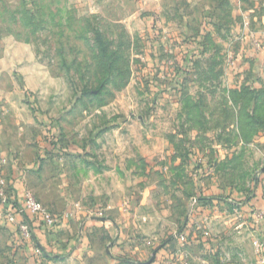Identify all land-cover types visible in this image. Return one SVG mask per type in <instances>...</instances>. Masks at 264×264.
Instances as JSON below:
<instances>
[{"label":"rangeland","instance_id":"1","mask_svg":"<svg viewBox=\"0 0 264 264\" xmlns=\"http://www.w3.org/2000/svg\"><path fill=\"white\" fill-rule=\"evenodd\" d=\"M4 159L0 264H264V0H0Z\"/></svg>","mask_w":264,"mask_h":264},{"label":"built area","instance_id":"2","mask_svg":"<svg viewBox=\"0 0 264 264\" xmlns=\"http://www.w3.org/2000/svg\"><path fill=\"white\" fill-rule=\"evenodd\" d=\"M0 163L3 166L7 165L5 159ZM8 187L9 182L0 175V223L18 224L24 238L34 241L38 248L43 249L36 238L34 226L27 220L26 215L32 217L35 223L41 224L46 231L56 227L58 220L32 193H25L23 202H20L15 196L9 195Z\"/></svg>","mask_w":264,"mask_h":264},{"label":"crops","instance_id":"3","mask_svg":"<svg viewBox=\"0 0 264 264\" xmlns=\"http://www.w3.org/2000/svg\"><path fill=\"white\" fill-rule=\"evenodd\" d=\"M14 177H16V175L14 176ZM16 182H19V181H16ZM20 188H22L21 187V185H19V184H15V191L17 192V196L18 197H16V199H18V201H20V202H23V200H24V197H25V193H24V191L23 190H21ZM260 203L261 204H263L264 205V201L263 200H260ZM46 208H48L51 212H52V210L48 207V206H46ZM37 224H35V226H34V232H35V235H36V238H37V240L39 241V238L42 240V243H45V245H48V242H49V238L48 237H51L50 235H46V231L44 232L43 231V229L41 230L40 228H37ZM58 226V225H57ZM56 226V227H57ZM66 227V226H65ZM55 228V227H54ZM53 228V229H54ZM52 229V230H53ZM58 229V228H57ZM51 230V231H52ZM40 242V241H39ZM41 244V243H40ZM44 245V246H45ZM42 246V245H41ZM49 247H51V246H49ZM83 247V249L85 248L86 249V245H85V243H84V245L82 246Z\"/></svg>","mask_w":264,"mask_h":264},{"label":"trees","instance_id":"4","mask_svg":"<svg viewBox=\"0 0 264 264\" xmlns=\"http://www.w3.org/2000/svg\"><path fill=\"white\" fill-rule=\"evenodd\" d=\"M7 208V207H6ZM27 216V220L33 225V226H35V222H34V220L32 219V217H30L29 215H26ZM19 219H21L20 217H19Z\"/></svg>","mask_w":264,"mask_h":264}]
</instances>
